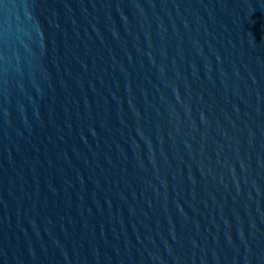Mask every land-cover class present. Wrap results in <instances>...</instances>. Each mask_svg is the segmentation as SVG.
I'll return each instance as SVG.
<instances>
[{"label":"water","instance_id":"1","mask_svg":"<svg viewBox=\"0 0 264 264\" xmlns=\"http://www.w3.org/2000/svg\"><path fill=\"white\" fill-rule=\"evenodd\" d=\"M176 0H0V264L111 125Z\"/></svg>","mask_w":264,"mask_h":264}]
</instances>
